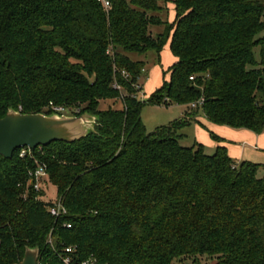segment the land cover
Instances as JSON below:
<instances>
[{
	"label": "trees",
	"instance_id": "16d2710c",
	"mask_svg": "<svg viewBox=\"0 0 264 264\" xmlns=\"http://www.w3.org/2000/svg\"><path fill=\"white\" fill-rule=\"evenodd\" d=\"M110 2L0 0V118L11 108L50 113L51 102L98 116L73 142L0 155V264L22 263L37 246L43 264H64L66 254L101 264H264V164L238 161L223 145L184 146L178 133L199 115L264 131V0ZM170 3L173 20L162 17ZM169 41L177 61L147 102L187 110L148 132L138 97L146 62L131 54L160 59ZM109 99L122 107L101 109ZM59 198L68 213L54 217Z\"/></svg>",
	"mask_w": 264,
	"mask_h": 264
},
{
	"label": "water",
	"instance_id": "95a60500",
	"mask_svg": "<svg viewBox=\"0 0 264 264\" xmlns=\"http://www.w3.org/2000/svg\"><path fill=\"white\" fill-rule=\"evenodd\" d=\"M98 116L54 113H24L11 108L0 118V155L12 158L21 148L36 149L54 141L73 142L89 134L97 124ZM40 248L29 247L21 264H38Z\"/></svg>",
	"mask_w": 264,
	"mask_h": 264
},
{
	"label": "rangeland",
	"instance_id": "374dc122",
	"mask_svg": "<svg viewBox=\"0 0 264 264\" xmlns=\"http://www.w3.org/2000/svg\"><path fill=\"white\" fill-rule=\"evenodd\" d=\"M173 9L172 4H168V8L162 13V17L164 19L173 20L174 12L171 11ZM163 27H155L153 28V33L161 32ZM261 37H264V32L261 33ZM256 54L259 57L260 55V47L256 48ZM131 57L133 59H142L146 62V68L144 74L141 76L139 80V84H143V89L139 92L138 97L142 101H146V103L142 107V119L144 124L147 127L148 132L154 131L156 128L160 126H166L172 123L173 121L179 119L182 116V106L177 103H170L168 105H154L147 102V99L151 96V94L160 88L164 81L169 80V66L173 61V54L170 48V41L165 45L160 59L157 57V54L153 51H150L146 54H138L132 53ZM260 58V57H259ZM173 65V64H172ZM149 72L151 76V80L147 82V72ZM109 106H114L116 108L122 107V101L116 99H109L101 101L100 108L106 109ZM50 109V113L45 112ZM45 114L52 115L55 112L50 107H45L43 110ZM71 115V114H67ZM196 124L190 123L179 129L178 133L182 134L180 137V142L184 146H191L194 144L196 138ZM208 153H213L214 151L211 149H207ZM259 176H264V170L259 172ZM41 184V183H40ZM46 196L48 198L56 196V189L54 186H47ZM176 264H213L209 258H200L198 263H194L191 259L186 262L180 261Z\"/></svg>",
	"mask_w": 264,
	"mask_h": 264
},
{
	"label": "crops",
	"instance_id": "0c3cea01",
	"mask_svg": "<svg viewBox=\"0 0 264 264\" xmlns=\"http://www.w3.org/2000/svg\"><path fill=\"white\" fill-rule=\"evenodd\" d=\"M172 6L173 9L171 11L174 12L175 18V6L174 4ZM176 61L177 57L174 56L172 64ZM146 72L148 73L147 82H149L151 76L148 71ZM168 74L170 75V73ZM141 85L143 86V84ZM180 105L183 109V114L180 117L182 118L187 110V105ZM191 123L196 124V138L194 142L202 143L206 150L209 148L215 151L217 146L223 145L227 148L229 155L238 161L250 160L264 164V131L256 133L249 129H235L226 125L213 123L203 115L197 116L196 120H193ZM212 135L218 136L220 140H216Z\"/></svg>",
	"mask_w": 264,
	"mask_h": 264
},
{
	"label": "built area",
	"instance_id": "2783aa9c",
	"mask_svg": "<svg viewBox=\"0 0 264 264\" xmlns=\"http://www.w3.org/2000/svg\"><path fill=\"white\" fill-rule=\"evenodd\" d=\"M100 1L103 6L106 9H110L111 8V2L110 0H98ZM191 79H194L193 76H191ZM118 88H120L118 86ZM197 104H202V100L199 101V103H192L190 104L191 107H196ZM49 107L55 112L58 113L60 115H67V114H71V115H77L81 109L79 107H68V106H64V105H57L54 104L53 102L50 103ZM31 149L29 148H21V152L20 155L24 156L27 151H30ZM34 178L31 180V183L34 185L35 189L39 190L40 189V179L42 177L46 176V170L43 166L39 167V169H37V171L33 174ZM50 213L54 216V217H60L62 215H65L68 213V209L65 207V205L63 204L62 199H57L56 201H54L53 205L50 206ZM65 226L70 227V224H65ZM73 251L72 247L67 248V252L71 253ZM62 260L64 262V264H101L97 261V259L93 256L89 257L86 260L83 261H77L74 260L73 257L70 254H66L65 256L62 257ZM15 264H21V263H15ZM38 264H43L42 262H40L38 260Z\"/></svg>",
	"mask_w": 264,
	"mask_h": 264
}]
</instances>
